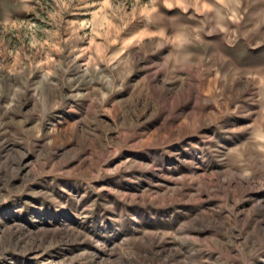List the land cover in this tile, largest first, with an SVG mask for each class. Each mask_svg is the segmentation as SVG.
Listing matches in <instances>:
<instances>
[{"label":"rangeland","instance_id":"374dc122","mask_svg":"<svg viewBox=\"0 0 264 264\" xmlns=\"http://www.w3.org/2000/svg\"><path fill=\"white\" fill-rule=\"evenodd\" d=\"M0 264H264V0H0Z\"/></svg>","mask_w":264,"mask_h":264}]
</instances>
